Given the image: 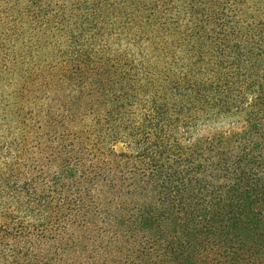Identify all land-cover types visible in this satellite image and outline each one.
I'll return each instance as SVG.
<instances>
[{
    "label": "trees",
    "instance_id": "obj_1",
    "mask_svg": "<svg viewBox=\"0 0 264 264\" xmlns=\"http://www.w3.org/2000/svg\"><path fill=\"white\" fill-rule=\"evenodd\" d=\"M0 264H264V0H0Z\"/></svg>",
    "mask_w": 264,
    "mask_h": 264
}]
</instances>
